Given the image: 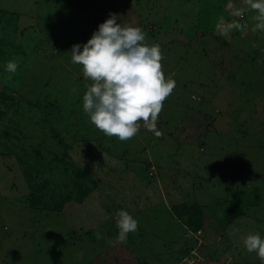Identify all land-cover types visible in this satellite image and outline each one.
<instances>
[{
	"label": "rangeland",
	"instance_id": "374dc122",
	"mask_svg": "<svg viewBox=\"0 0 264 264\" xmlns=\"http://www.w3.org/2000/svg\"><path fill=\"white\" fill-rule=\"evenodd\" d=\"M111 13L159 46L176 82L160 136L141 121L132 139L110 138L83 110L92 82L71 49ZM258 15L248 0H0V264H176L185 244L188 264H261L243 243L264 239ZM82 178L86 196L65 200ZM231 197L241 210L223 227L213 210L223 217ZM183 201L204 208L199 239L178 214ZM121 209L138 221L126 243L116 242Z\"/></svg>",
	"mask_w": 264,
	"mask_h": 264
},
{
	"label": "clouds",
	"instance_id": "9594fccd",
	"mask_svg": "<svg viewBox=\"0 0 264 264\" xmlns=\"http://www.w3.org/2000/svg\"><path fill=\"white\" fill-rule=\"evenodd\" d=\"M248 3L258 11L257 19L264 21V0ZM117 20L118 15L111 13L87 43L75 44L71 49L72 63L82 65L84 78L92 82L86 85L83 110L91 123L110 138L122 142L132 139L141 121L147 130L160 136L157 118L176 82L171 75L165 78L159 46H149L141 28ZM257 28L264 30V22ZM17 68L15 60L6 62V72L15 74ZM115 221L118 243H126L128 235L138 230V221L126 210H118ZM243 243L264 264V239L260 234L247 235Z\"/></svg>",
	"mask_w": 264,
	"mask_h": 264
},
{
	"label": "trees",
	"instance_id": "16d2710c",
	"mask_svg": "<svg viewBox=\"0 0 264 264\" xmlns=\"http://www.w3.org/2000/svg\"><path fill=\"white\" fill-rule=\"evenodd\" d=\"M4 101H6V100L4 99ZM66 154H67V152H66ZM63 159H64V157H62V160ZM152 165L154 166L153 169H151ZM155 173H156V164L151 162L150 165H149V174L150 175H154ZM84 180H86V179L82 178V181L79 180V182L82 183V185H81L79 191L77 192V194L74 193L73 190L71 189L69 191H66L61 196H63V198L65 200H71V199H77L79 201L82 200L84 198V196H86V194L91 189L90 183L88 184L86 182H83ZM70 182H71L72 187H74V185L72 184L73 181H70ZM69 184L70 183H67L65 185H60V187L61 186L68 187ZM234 200H235L234 197L226 199V201H227V211H226V213H225V215L223 217L216 216L215 210H213V214L215 215V217L217 219L221 220V223H222L221 225L223 227H227L234 219H236L238 214H239V212H240V210H241V209L238 210L236 208L238 206L237 204L235 206H233L232 203H233ZM237 200H240V197ZM54 205L56 207V206L59 205V203L55 202ZM174 206H175V204L172 207L174 208ZM179 208L180 209L178 211V214H179L180 218L182 219V221L184 222V226H185L186 230H191L192 232H194V234H195L194 235L195 236L194 239L195 240L199 239V237H198V235L196 233L202 231L205 228V225H206L205 221H204L205 216H204V208H203V206H201L198 202L188 203L186 201H183V202L180 203V207ZM185 245L186 246L184 247V250L181 249V251H180L182 254L184 253V255L187 254V253H191L193 251L192 247L188 246L187 244H185ZM191 254H193V252ZM184 255L176 262V264H188L187 260H185V261L182 260L183 258H185Z\"/></svg>",
	"mask_w": 264,
	"mask_h": 264
},
{
	"label": "built area",
	"instance_id": "2783aa9c",
	"mask_svg": "<svg viewBox=\"0 0 264 264\" xmlns=\"http://www.w3.org/2000/svg\"><path fill=\"white\" fill-rule=\"evenodd\" d=\"M153 168H154V166L152 165V166H151V169H153Z\"/></svg>",
	"mask_w": 264,
	"mask_h": 264
}]
</instances>
